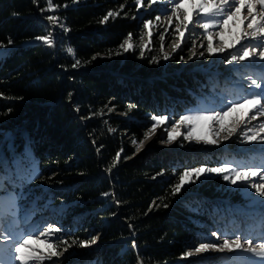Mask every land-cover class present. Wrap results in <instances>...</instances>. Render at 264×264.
<instances>
[{
	"label": "trees",
	"instance_id": "trees-1",
	"mask_svg": "<svg viewBox=\"0 0 264 264\" xmlns=\"http://www.w3.org/2000/svg\"><path fill=\"white\" fill-rule=\"evenodd\" d=\"M147 2L143 0L144 6ZM52 4L55 11L41 13L47 0H0V47L5 49L0 54V132L13 137L11 144L0 145L4 183L13 188L21 184L28 192L27 204L41 209V218L48 210V220L63 227L68 243L76 240L62 264H208L206 257L185 259L182 254L207 242L211 222L231 213V204L241 203L239 194L217 177L187 186L177 196L170 186L187 167L223 162L221 149L163 147L157 132L135 157L132 140H144L152 114L179 118L198 94L217 84L221 63H177L192 45L187 40L159 65L149 64L160 56L157 45L145 51L144 59L138 58V48L107 58L129 33L136 41L144 21L171 7L167 0L139 11L134 0ZM109 10L120 15L101 24ZM48 15L57 16L63 28L50 26ZM49 33L52 47L35 41ZM97 53L104 58L92 60ZM76 59L81 63L74 69ZM129 104L135 107L129 110ZM13 154L29 170L36 158L39 178L22 184L14 170L7 175L5 166H13ZM161 170L164 174L157 176ZM92 238H97L95 245L79 247Z\"/></svg>",
	"mask_w": 264,
	"mask_h": 264
},
{
	"label": "snow or ice",
	"instance_id": "snow-or-ice-1",
	"mask_svg": "<svg viewBox=\"0 0 264 264\" xmlns=\"http://www.w3.org/2000/svg\"><path fill=\"white\" fill-rule=\"evenodd\" d=\"M79 0H74V3ZM137 11L144 7L143 0H134ZM171 7L168 12L165 13V19L169 25L172 23V18L178 21L175 25L176 31L179 33L181 42L184 41L185 30L189 29V24L193 25V33L196 26L204 30L207 39V47L205 49L209 57L217 56L228 52V56L224 57L222 62L228 65H241L242 67H259L260 72L258 75H248V89L249 93L242 96L239 100H233L224 104L219 109H204L197 108L194 111H189L186 114H182L176 119L170 114H152L149 119L152 121L151 126L144 133V141L151 138L156 133V130L161 126L168 124L171 121L170 130L165 128L167 133L166 138L161 140V143L172 144L176 142L181 136L183 141L188 144H201L204 146H219L222 142L229 141L233 136H236L240 132L242 124H250L252 121L258 119V117H264V0H168ZM157 4V0H149L148 7ZM259 6V8H258ZM59 5L56 6L58 8ZM68 7V5H64ZM124 5H120L121 11ZM46 10L55 11L53 8L52 0H47V9H39L41 13ZM246 10V15L241 19L242 11ZM120 15V12L109 10L106 15L100 21L101 24H106L110 18H116ZM126 15V14H125ZM193 15L197 17L193 21ZM133 16L132 19H136ZM46 20L50 22V26H59L63 28V25L59 23L58 17L55 15H48ZM161 20L160 15L155 16V21ZM239 20L241 30L233 31L229 27L230 21ZM246 22V28L244 24ZM153 26V20L149 19L144 21L143 27L148 29L147 36L149 37V43L153 35L151 27ZM183 29V30H182ZM219 29L215 32V35L219 37L218 43L214 44L212 30ZM68 31L65 29V32ZM167 31V29H165ZM227 34L228 39H225ZM143 41V36L140 37ZM160 52L162 56H153L149 59V64L159 65L161 59L167 62L172 57L164 50V35L159 37ZM35 41L42 42L43 45L52 47L54 45V37L51 33L39 36L35 38ZM11 43V41H9ZM137 47L139 48L140 59L145 58L146 44L134 45L133 35L129 33L127 37L118 45V50L113 53L109 50L107 58H111L114 54L121 56L130 52H135ZM181 43L173 42V52L180 49ZM200 47H204L203 44ZM195 41L192 42L190 49L191 56L187 60L194 58H202L205 52H200L197 57L195 50ZM151 51V49H148ZM232 50V51H230ZM66 51L69 54L73 53V49L68 47ZM104 58L103 54L97 53L92 57L95 60L97 57ZM184 56H180L177 63H187ZM90 62V61H89ZM245 62H247L245 64ZM81 61L76 59L72 67L75 69L80 65ZM67 70V69H65ZM71 95V94H70ZM107 107V105H105ZM135 105L129 104L128 109L131 110ZM240 109H244L242 116L237 117L231 123H226L227 118ZM113 109L110 108L109 112ZM75 111L79 112V108ZM11 112V109H8ZM90 114L88 119H91ZM84 119V118H82ZM107 123V121H105ZM185 126L186 131L182 132L180 126ZM204 126L205 131L203 134H198L201 126ZM110 131H115L110 129ZM0 145H9L13 140V137L8 135L7 132H0ZM237 142L245 145L242 149L244 152H252L259 154V164H251L248 162H233L224 161L218 163L215 166H209L208 164H202L195 167H187L183 169L178 177V182L171 185V191L173 196L179 195L182 191L186 190L187 186L193 184L206 183L211 177L215 176L221 179L230 189H234L239 192L243 190L244 194L248 196L253 203H259L264 206V182H254L253 178L260 177L261 181H264V122L259 123L258 126L247 127L240 133L237 138ZM95 144V141H92ZM133 145H137L135 139L132 140ZM181 147L184 146L182 142ZM102 147V146H101ZM144 148V142L141 141L136 147V152H139ZM9 151H14L13 148H9ZM99 151V149H97ZM123 152V148L116 154V161H119L120 154ZM25 153H30V148L26 147ZM3 159V153L0 152V160ZM115 165H113L114 167ZM111 172V168L108 169ZM164 174V170L157 173V176ZM175 174V172H174ZM39 178V173L36 170L33 162V167L30 174L23 176L22 180H35ZM156 176H153L155 179ZM105 197L108 193L102 194ZM119 202L117 201V204ZM155 203V202H153ZM169 205L164 204L167 208ZM187 207V206H186ZM62 210V209H61ZM193 215H196L198 210L193 211L188 209ZM36 211V208H33ZM26 219V218H25ZM132 225H129L131 228ZM65 230L59 223L46 224L39 232L33 231H21L16 218V204L15 197L9 198L7 201L0 200V264H44L45 261H52L53 264H60V257L64 256L69 249L77 242L72 239V243H68V237L63 234ZM61 233L62 235L56 236ZM59 240L62 244L66 245L62 250H58L56 240ZM41 237H44L41 239ZM212 238H215L212 240ZM257 238L262 242L253 244V239ZM97 243V238H92L90 241L80 242L79 247L89 248ZM44 245L46 250H40L33 245ZM132 247L136 249V242L132 240ZM215 251L218 253H236L237 257L242 261V264H264V231L260 232L257 236H253L251 233L242 238L241 233L230 234L228 232L221 233L219 229L212 231L208 242L198 243L194 249L188 250L182 254V257L190 259L194 254L208 253ZM244 253L251 254L250 256L243 255ZM71 255V253H70ZM229 264H234V258H227Z\"/></svg>",
	"mask_w": 264,
	"mask_h": 264
},
{
	"label": "rangeland",
	"instance_id": "rangeland-1",
	"mask_svg": "<svg viewBox=\"0 0 264 264\" xmlns=\"http://www.w3.org/2000/svg\"><path fill=\"white\" fill-rule=\"evenodd\" d=\"M168 1V0H167ZM149 0L144 6L145 9L151 10L154 8L155 5H152L150 8L148 7ZM170 4V3H169ZM259 8V6H258ZM168 12V10H162L160 14L161 20L159 22L155 21V18L153 19V26L151 27V31L153 33L151 37V42L149 43V37L147 36L148 29H145L142 31L141 36H143V41H141L139 36L136 41L134 40V45H140V44H146L147 48L145 51H148V49H153L154 46L158 48L160 56H162L160 52V44L161 41L159 39L160 35H164V50L167 51L170 55H172L173 48L172 44L173 42L181 43V45L184 43V41H195L196 45V52L197 57H199L200 52H205L204 57L202 58H194L192 60H187L189 56H191V46H189L188 49L184 51L185 54L183 56L186 58L187 63H194L196 61L195 65H202L203 63L208 65L214 64V63H221L220 66H218L216 69L220 72V77H217V84L211 86V90L205 93L198 94L197 98L192 102L191 105L185 107L182 114H186L189 111H194L197 108H204V109H219L224 104L233 101V100H239L242 96L247 95L249 93L248 89V75L256 76L260 72L259 67H242L241 65H228L222 62L223 58L228 56V52H225L223 54H218L214 57H209L206 53L205 49L207 47V39L206 34L204 33L203 29H200L198 26H196L195 31L193 33V25L189 24V29L185 30V37L184 41L181 42L179 33L175 29L176 23L178 21L175 19V17L172 18V23L169 25L168 21L165 19V13ZM170 15V12H168ZM246 10L242 11L241 13V19L244 15H246ZM197 17L193 15V21H195ZM229 27L232 28L233 31H239L241 30V26L239 23V20L233 22H229ZM244 28H246V22L244 24ZM167 29V31H165ZM183 30V29H182ZM214 32L213 35V41L214 44L218 43L219 37L215 35V32L219 31V29L212 30ZM225 39H228L227 34L225 35ZM203 44L204 47H200V45ZM138 48V47H137ZM139 49V48H138ZM232 51V50H230ZM5 49L3 47H0V54L4 53ZM247 62H245L246 64ZM209 86V85H208ZM244 109H240L237 112L233 113L231 116L227 118L226 123H231L234 119H236L239 116L243 115ZM251 114H249V118H246L245 124H247V127H253L258 126L259 123L264 122V117H258L257 120L252 121L250 124L247 123V119H250ZM178 119V118H176ZM245 124L241 125L240 132L237 133L236 136H233L229 141L222 142L218 147L217 146H204L201 144H188L187 142L183 141V136H181L176 142H173L172 144L167 143H161V140L166 138L167 133L164 131L165 128H168L170 130L171 121H169L168 124H165L158 128L156 130V133L151 136L150 139L144 141V148L141 149L139 152H136V156L144 152L152 142V139L157 134V132H161V137H159V145L163 147H179L180 144L183 142L184 146L183 148H210L215 150H220L223 153V162L224 161H233V162H248L251 164H259V154L258 153H252V152H244L242 149L245 147V145H242L237 142V138L239 137L240 133L245 129ZM181 131L185 132L186 128L185 126H180ZM205 131L204 126L202 125L198 134H203ZM140 142H137V145H133L135 147L138 146ZM181 147V146H180ZM16 156L13 154L12 160H13V166L6 167L5 166V172H7V175H9L13 170L18 174V180L23 184L22 175L27 176L25 172H31V169L29 170L27 167L23 166V163L20 162L19 158H15ZM133 158V157H132ZM15 159V160H14ZM34 162V166H37V159H33L32 163ZM215 177V176H213ZM254 182H264L261 181L260 177L253 178ZM5 185V186H4ZM20 187L13 188L10 187L8 184L4 183V178L2 174L0 173V200L7 201L11 197H15V204H16V218L18 220V225L21 231H33V232H39L46 224H51L52 222L48 220V214L49 211L47 210V216L46 218L40 216V210L39 213L37 211H33V207H30L26 201H30L28 192L24 190V187L19 184ZM226 185V184H225ZM227 186V185H226ZM228 187V186H227ZM228 190L231 192H235V194H239V197L241 199V203H236L235 205L231 207L233 208L230 212L226 215L222 216L223 218H218L217 220H214V222H211V228L208 230V238L210 237V234L212 231H216L219 229L221 233L228 232L230 234L234 233H241L242 238L244 236H247L248 234H252L254 237L257 236L260 232L264 231V206H262L259 203H253V201L244 194L243 190L237 192L234 189H230L228 187ZM26 218V219H25ZM223 219V220H222ZM59 234V233H58ZM56 234V236H58ZM44 237H41L43 239ZM54 240H56V237H53ZM215 238H212L214 240ZM262 242L261 240L254 238L253 244ZM56 243L58 245V250H62L61 243L59 240H56ZM95 245V244H94ZM33 247L40 249V250H46L44 245H33ZM2 253H0V257H2ZM67 254L65 253L64 256L60 257V264H62V261L64 260L65 256ZM245 256H250L251 254L244 253ZM198 256L206 257L208 258L209 263L208 264H229V260L227 258H234V264H242V261L237 257L236 253H218L215 251H210L208 253H202V254H194L192 258H196ZM190 258V259H192ZM186 259V258H185ZM18 264V262H17ZM44 264H53L52 261H45Z\"/></svg>",
	"mask_w": 264,
	"mask_h": 264
}]
</instances>
